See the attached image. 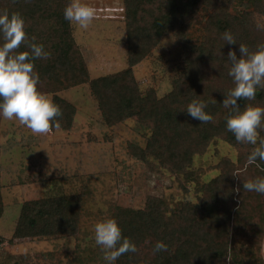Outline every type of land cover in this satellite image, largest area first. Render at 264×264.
<instances>
[{"label": "trees", "instance_id": "1", "mask_svg": "<svg viewBox=\"0 0 264 264\" xmlns=\"http://www.w3.org/2000/svg\"><path fill=\"white\" fill-rule=\"evenodd\" d=\"M69 0H0V13L17 12L25 21L26 37L42 43L51 55L35 59L39 81L52 88V101L59 105L60 127H71L75 107L57 93L86 82L97 98L109 124L138 115L150 126L145 146L134 145V155H150L176 176L180 187L193 186L196 200L181 201L170 209L164 198L148 196L142 207L116 206L122 234L137 245L136 252L122 254L115 264H264L261 243L264 236V194L243 189V180L264 177V161L250 162L254 145L237 142L226 128L230 109L222 104L234 87L229 76L227 53L239 43L250 50L264 43L254 23L256 12L264 13L263 0H121L126 29L128 68L90 78L84 58L76 46L71 24L63 10ZM230 30L237 40L227 44L222 33ZM176 36L182 61L174 68L171 89L159 95L155 87L142 89L132 67L150 56L164 36ZM2 43V41H0ZM22 43L16 51H28ZM199 99L213 116L201 122L187 114L188 103ZM216 102L213 103L212 101ZM264 107V88H257L253 100L238 101ZM264 137V123L258 129ZM216 138L236 147L237 157H223L219 172L203 181L201 169L192 168L193 157ZM77 195L26 200L15 225L14 238H45L73 235L80 218ZM3 203L0 192V217ZM157 240L168 245L154 254Z\"/></svg>", "mask_w": 264, "mask_h": 264}, {"label": "rangeland", "instance_id": "2", "mask_svg": "<svg viewBox=\"0 0 264 264\" xmlns=\"http://www.w3.org/2000/svg\"><path fill=\"white\" fill-rule=\"evenodd\" d=\"M86 2L96 9V18L87 29L71 24V32L90 78L128 68L121 0ZM253 18L264 37V13L256 12ZM181 52L176 36H164L150 56L132 67L140 87L167 93L174 68L182 61ZM54 87L58 85L37 84L51 99ZM55 91L75 107L68 129L53 127L34 134L18 120L0 117V264H106L95 244L93 226L112 218L116 206L142 207L148 196H157L173 209L181 201L197 198L193 186L184 191L175 174L156 158L134 155V145L144 147L150 134L143 118L133 115L107 123L86 82ZM223 157L235 160L237 149L216 138L194 154L192 168L201 169V179L207 181L218 174L216 165ZM62 195H77L81 201L75 234L13 237L24 201ZM261 247L264 258V236Z\"/></svg>", "mask_w": 264, "mask_h": 264}, {"label": "clouds", "instance_id": "3", "mask_svg": "<svg viewBox=\"0 0 264 264\" xmlns=\"http://www.w3.org/2000/svg\"><path fill=\"white\" fill-rule=\"evenodd\" d=\"M63 14L70 24L87 29L96 18L97 11L86 0H69ZM221 35L227 44L237 43L230 30ZM35 40V37L31 41L27 39L21 14L0 13V117L16 119L34 134H44L50 128H60V121L56 118L62 113L59 105L37 88L39 75L34 71L33 61L47 58L51 53ZM22 43L27 45L28 51H16ZM239 53V56L235 50L227 53L231 65L228 74L234 87L225 93L222 102L225 108L230 109L226 116V128L234 134L237 142L255 146L248 157L250 162L257 159L264 161V137H260L258 132L264 123V107L247 104L241 108L238 103L242 99L253 100L257 88H264V43L258 44L255 50L239 43ZM205 108L204 101L193 99L186 111L193 119L212 121L213 116ZM243 189L264 194V177L243 180ZM93 229L95 244L103 251L106 264H115L122 254L137 251L136 243L123 236L116 219L97 221ZM167 249L168 245L162 240L154 243V254Z\"/></svg>", "mask_w": 264, "mask_h": 264}]
</instances>
